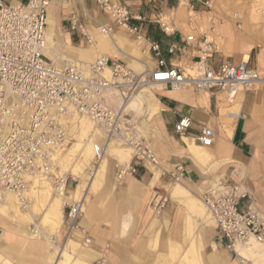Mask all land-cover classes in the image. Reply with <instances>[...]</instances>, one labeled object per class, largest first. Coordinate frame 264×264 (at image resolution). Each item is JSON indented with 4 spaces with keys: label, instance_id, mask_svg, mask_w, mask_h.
Instances as JSON below:
<instances>
[{
    "label": "crops",
    "instance_id": "1",
    "mask_svg": "<svg viewBox=\"0 0 264 264\" xmlns=\"http://www.w3.org/2000/svg\"><path fill=\"white\" fill-rule=\"evenodd\" d=\"M5 1L19 5L26 0ZM76 1L62 3L53 0L56 17L52 41L59 51L81 66L89 65L98 54L122 59L130 70L137 72L136 62L130 57L127 46L136 49L132 44L139 40L113 24L96 0ZM111 1L127 7L132 17L140 18L131 24L139 27L145 42L159 46L167 66L188 68L197 57L195 42L206 37L214 44L211 64L215 70L222 64L237 66L244 63L255 70L262 81L249 91L239 92L232 105H228L221 93L195 94L187 90L170 91L161 86V90L155 92L161 108L158 125L147 127L139 122L140 134L160 158L158 181L151 186L153 169L131 160L128 163L135 166V174L127 173L118 179V167L112 159L108 160L98 191L86 193L83 199L86 210L80 218V225L90 245L86 247L77 243V240L82 242L80 235L67 239L63 227L56 233L47 230L46 239L55 253H51L43 242L22 239L11 227L9 219L14 215L10 211L4 213L0 208V264H50L49 261L60 264V250L69 240L83 249H66L72 264H99L101 260L105 264H174L173 257L181 259L188 249L190 235L194 237L196 234L201 244V257L206 253L204 264H233L232 254L220 242L217 232L206 227L186 203L172 198L175 183L163 175V171L181 165L184 178L180 183L198 199L217 177L224 184L242 181L254 206L264 212V38L260 35L259 20L248 15L253 5L239 9L240 1L248 5L253 0L182 1L185 3L184 12L179 15L175 10L181 0ZM82 5L87 15L82 11ZM239 10L243 18L235 20L233 14ZM167 15L173 29L170 33H163L157 19ZM72 16L78 20L81 29L71 27ZM170 22L165 24L170 25ZM100 25L108 26L110 34L122 36L123 43L101 39ZM188 36H193L195 42H186ZM170 48L173 54L168 53ZM142 50H146L150 60L147 61L144 55L140 61L151 63L152 53L144 46ZM234 108L236 115L230 111ZM183 117L191 120V127L180 137L174 132V125ZM202 127L209 128L214 134L212 145L206 148V157L197 156L192 149L193 145L200 146L196 137ZM74 186L69 181L65 192ZM161 203L164 206L156 214L154 208ZM246 204L243 202L241 208ZM188 218L193 229L191 234L187 230ZM194 223L198 226L196 231ZM17 228L28 239H37L31 237V229L26 232L24 224ZM54 243L58 247L53 246Z\"/></svg>",
    "mask_w": 264,
    "mask_h": 264
},
{
    "label": "built area",
    "instance_id": "2",
    "mask_svg": "<svg viewBox=\"0 0 264 264\" xmlns=\"http://www.w3.org/2000/svg\"><path fill=\"white\" fill-rule=\"evenodd\" d=\"M52 0H26L11 5L0 0V203L13 196L22 208L31 203V178L43 176L54 192H65L69 181L76 179L62 174L58 168V155L72 145L70 119H86L101 134L93 145L94 160L105 155L109 145L131 149V161L149 169H157L160 160L141 136L134 121V113H126L110 105L107 93L127 100L136 91L160 85L170 91L190 90L196 94L221 93L232 103L241 91H249L262 80L257 72L242 63L237 66L222 64L212 67L214 44L206 37L195 42L188 36L186 42H195L197 57L188 68L167 66L159 46L145 42L139 27L131 21L127 7L111 0H96L116 26L143 40L153 60L146 63L141 73L131 71L122 59L97 56L83 68L72 63L54 64L44 54L46 19ZM62 3L74 0H59ZM189 3L192 0H182ZM238 18V17H237ZM240 19V18H238ZM73 29H81L75 16L70 19ZM163 33L166 25L157 19ZM102 34H110L106 25L99 26ZM172 32V31H171ZM173 49H168L173 54ZM106 73L109 78H106ZM191 120L183 117L174 125V132L184 136ZM214 134L202 127L196 137L201 147L212 145ZM117 178L135 174L131 163L117 166ZM173 183L184 178L181 165L163 171ZM200 202L214 224V230L225 248L234 255L236 246L251 242L264 245V213L252 206L242 181L224 184L221 179L214 187L199 196ZM247 202L244 208L241 204ZM163 203L154 208L159 214ZM83 202L68 200L63 205V230L67 239L82 236V245H90L80 225ZM31 231L39 234V230ZM236 256V255H235ZM99 264H105L103 260ZM238 264H251L239 260Z\"/></svg>",
    "mask_w": 264,
    "mask_h": 264
},
{
    "label": "bare ground",
    "instance_id": "3",
    "mask_svg": "<svg viewBox=\"0 0 264 264\" xmlns=\"http://www.w3.org/2000/svg\"><path fill=\"white\" fill-rule=\"evenodd\" d=\"M183 2H185V1H183ZM183 2L181 0V2H179V5L175 10V13L178 15L180 13L184 12V4L185 3H183ZM260 2L261 3L258 4V5H260V7H259L260 9L255 8V5H253L249 8V10H248L249 14L248 15L251 16L252 18L255 17L256 19L259 20L260 35L264 38V0H261ZM53 9H54V3H52V1H51L50 5L48 7V13L49 14L47 13L48 20L46 19V22H47L46 23V29H47V25H48V29L46 31V42H45V48H44L45 56L47 58H49V60L52 61L56 65L61 64L60 62H62V63L67 62V63L76 64V65L83 67V68L87 67V65L81 66L76 61H73V60L65 57L59 51V48L53 43L52 37H53L54 33L51 32L50 25H49L50 19H52V17H53V15H52L53 11H54ZM82 11H84L85 12L84 14L87 15V10L85 9L84 5H82ZM233 16L236 18L237 17L243 18L241 10L236 11L233 14ZM168 18H169V16H166L163 19L161 18V22H162V20H165V22L168 23L169 22ZM164 25H166V27H167L166 29L168 32H170L172 30V27L170 25H167V24H164ZM98 31H99L101 39H103V40H108V39L110 40L111 39V40L119 41V42L123 43L122 42L123 41L122 36L115 35V34H107V35L102 34L100 28ZM93 45H94L93 47L96 46V44H93ZM117 45H119V44L117 43ZM127 47L129 48L128 49L129 53H130V51L131 52H133V51L137 52V50L135 48L133 49L131 46H127ZM140 55H141V57L139 56V59L133 57L132 55L130 56L136 62L135 67H136L137 73L142 72V70L144 68V64L146 63V62L140 61L142 56L145 55L147 57V61L150 60L149 57L145 54V52H142ZM96 56H100V55L97 54ZM105 76H106V78H109L108 73H106ZM160 90H161L160 85H152V86L145 87L142 90H139L138 92L133 93L127 100L118 99L119 102L121 101L120 107H118V109H120V111L124 110V112L127 109H131L132 111L139 112L140 114L144 113L145 118H147V120L151 121L152 126L154 124L158 125L159 113H160L161 108L155 99V92L160 91ZM187 91H190V90H187ZM233 103H234V101L232 103H228V105H230V104L232 105ZM145 106H146V111H144ZM230 111H231V113H233L235 115L237 113L235 108L233 110H230ZM69 122L71 123L72 129L75 131L74 133H75V137H76V142L72 144L70 149L68 148L69 150H67V149L65 150V151H67L66 154L61 153V154H59V156H60V158L66 159V157L69 156L70 154L72 155V154L78 152V154L76 155V157L78 158V161L82 162L83 164H86L87 162H89L92 159V157L94 155L93 145L95 142H99L101 140V134L86 119H77L76 120L75 118H73V119H70ZM226 129H228V128H226ZM184 141L186 142V139H184ZM192 149H193L194 153L197 154V156H199V157H206L207 156L208 150L206 148L193 145ZM131 155H132V152H131V149H129V148H122V147H117V146H113V145H109V146L105 147V155L102 158H100L99 160H97V162L95 163V167L93 168L92 174L89 177H85L84 175H80L79 172H81V171H77V169L79 168L77 163H76L77 166H71L69 164L70 168L67 169L68 170L67 172L65 170L60 171V172H64V174L71 175L77 181V184L74 187V189L68 190V192L58 190L55 192L54 195H51L50 190L52 188L50 187V184L48 183V181L43 176L37 174L36 176L32 177L31 178L30 192L32 194L33 193L35 194V193L39 192V190H43V191H45V193H47V195H46L47 197H45V198L46 199L49 198L48 207L46 208V210H47L46 214H47L48 220L51 222L50 223L51 224L50 231H52L53 233H56L57 227L59 228V226H61L63 224L62 207H63L64 202H66L68 200H72V199L73 200H81L83 202V199L85 198L86 193L88 194L90 192V189L93 186L94 181L97 178L98 174L104 171V167L106 164L105 161H106L107 157L113 158L114 160L117 161V163H119V165L121 167H125L128 164V162L130 161ZM63 162H64V160H63ZM69 165H68V167H69ZM151 171L153 172V178H152L151 183H150V185L152 186L156 181H158L160 172L157 169H153ZM165 188H167V187H165ZM172 195H173L172 198L178 199L179 201L186 203L189 210H191L192 208L199 209L198 211L201 212V216L203 215V220H206L207 222H209L211 225L210 227L214 228V226L212 225L213 223L211 221V218L209 217L208 214H206L207 212L205 213V210H204L201 202L198 200V198L195 195H193L189 191V189H187V187L183 183H175L173 185ZM170 198H171V196H170ZM86 200H87V198H86ZM5 202H9L11 207L15 210V212H17L18 215L22 216L23 219L25 218L27 220V217L30 219L32 218L33 213L29 210H26L27 207L25 209L22 208L13 196H11V195L6 196L5 200L2 203H0V206L4 205ZM252 206L254 208H256L253 203H252ZM85 210H86V207L83 203L82 214H83V212H85ZM261 212H263V211H261ZM197 213H199V212H197ZM204 225H206V224H204ZM30 232H31L32 238H37L36 235L37 236L39 235L37 233L35 234V232H33V231H30ZM67 243H68L67 246H65V248L63 250H60V251H62L61 252V260L64 259V257H66V255H67L66 249L68 247L72 248L73 251H75L76 249L83 250L81 248V246L79 244H77L75 241L69 240ZM233 251H234L236 257H238L242 261H245V262H252L253 261V262H256V264H257V262L262 261L264 263V247H263V244L251 242L247 246H236ZM198 256H199V235L196 234L191 239V241L189 242L188 249L185 252V254L183 255V257L181 258L182 260H180V262H181V264L198 263ZM81 262H83V260ZM232 263L236 264L237 260L233 259Z\"/></svg>",
    "mask_w": 264,
    "mask_h": 264
},
{
    "label": "rangeland",
    "instance_id": "4",
    "mask_svg": "<svg viewBox=\"0 0 264 264\" xmlns=\"http://www.w3.org/2000/svg\"><path fill=\"white\" fill-rule=\"evenodd\" d=\"M74 2H76L77 3V1L76 0H74ZM52 3H55V2H53V0H52ZM240 3V7H239V9H242V10H244L245 9V7L247 8V6H250V5H255V8H259L260 7V5H258L259 3H261L259 0H253V2L252 1H250L249 3H248V5H247V3L246 2H239ZM55 8H56V6H55V4H54V11H55ZM260 9V8H259ZM54 11H53V17H52V19H50V23H49V25H50V29H51V32L52 33H54V24H55V17H56V15H55V13H54ZM49 14V13H48ZM164 16V15H163ZM168 16V15H167ZM232 18H234L235 20H239L238 18H235V17H232ZM47 20H48V15H47ZM168 21L170 22V19L168 18ZM164 22H165V20H164ZM163 21H162V23H164ZM47 23V22H46ZM165 23H167V22H165ZM164 23V24H165ZM170 26L172 27V29H173V26H172V22H170ZM47 29H48V25H47ZM47 29H46V31H47ZM132 44V43H131ZM132 45H135V47H136V50H137V52H135V51H133V52H131L130 51V55H132L133 57H135V58H138L139 59V56L141 57V53L143 52V50H142V48H143V46H144V42L142 41V40H139V41H136L135 43H133ZM145 52V54L147 55V53H146V50L144 51ZM148 56V55H147ZM96 57H94L91 61H89V64L90 63H92L93 61H94V59H95ZM60 63H62V62H60ZM132 71V70H131ZM143 71V70H142ZM134 72V71H133ZM135 73H137V72H135ZM141 73V72H140ZM145 88V87H144ZM143 89V88H142ZM142 89H140V90H142ZM139 91V90H138ZM138 91H136V92H138ZM196 94V93H195ZM107 97L109 98V101H110V105H112V106H114L116 109L118 108V107H120V103H121V101L119 102L118 101V99H117V95H115V93H107ZM144 111H146V106H145V110ZM126 113H129V112H132V110L131 109H127L126 111H125ZM134 112V111H133ZM135 113H137V114H134L133 116H134V121L136 122V126H137V129H138V131L140 132V124H139V122L141 121V124L142 125H144V126H147V127H149V125L150 126H152V123H151V121H149V120H147V118H145V116H144V113H142V114H140L139 112H135ZM141 118V119H140ZM76 119V118H75ZM71 124V123H70ZM93 126V125H92ZM70 130H71V133H72V137H73V141H72V143L71 144H73V143H75L76 142V137H75V131L72 129V126H70ZM152 134V131H150L149 132V135H151ZM142 136V135H141ZM143 138H144V135H143ZM145 139V138H144ZM146 140V139H145ZM72 145H69V149H70V147H71ZM67 148V150H69ZM66 152L67 151H64L63 153L64 154H66ZM78 154V152L77 153H74V154H70L69 156H67L66 157V159H63V158H60V156L58 155V168H59V172L60 171H68L67 169H69L70 168V165L71 166H77L78 165V169H77V171H81V172H79L80 173V175H84L85 177H89L91 174H92V171H93V168L95 167V163L97 162V160H94V155H93V157H92V159L89 161V162H87L86 164H83L82 162H80V161H78V158L76 157V155ZM72 157V158H71ZM71 158V159H70ZM113 160L114 161V163H115V165L116 166H119V167H121L120 165H119V163H117V161L116 160H114L113 158H111V157H107L106 158V161H105V167H104V171H105V168H106V165H107V162H108V160ZM158 159H160L159 157H158ZM62 160V161H61ZM63 160H64V162H63ZM68 160V161H67ZM70 160V161H69ZM78 161V162H77ZM75 164H73V163ZM64 163V164H63ZM72 163V164H71ZM76 163H77V165H76ZM66 164V165H65ZM70 164V165H69ZM65 165V166H64ZM68 165H69V167H68ZM64 168H63V167ZM104 171L103 172H101V173H99L98 174V176H97V178L95 179V181H94V184H93V186L91 187V189H90V192H89V194H94V193H96L97 191H98V188L100 187V185H101V182H102V178H103V173H104ZM60 173H64V172H60ZM218 179H220L219 177H217V178H215V180H214V183L212 184V186L211 187H214V185H215V183L218 181ZM49 183V182H48ZM77 184V183H76ZM76 186V185H75ZM74 186V187H75ZM243 186L246 188V186H245V184L243 183ZM50 187H51V185H50ZM74 187H73V189H74ZM52 189L50 190V193H51V195H54L55 194V192H54V190H53V187H51ZM73 189H70V190H73ZM40 192V193H39ZM39 192H37V193H31L30 192V197H31V203H30V205L26 208V210H29V211H31L32 213H33V216H32V218L30 219V218H28L27 217V221H23L24 219H23V217L22 216H20V215H18L17 214V212H15V210L11 207V205H10V203L9 202H5V204L4 205H1L0 206V208H1V210H2V212H4V213H6V211H10L13 215H14V217H12V219H9V221H10V223H11V227H12V229L13 230H15V231H17V233H19V235H20V237L22 238V239H24L25 241H34V242H43V243H45L47 246H48V248H49V250L51 251V253H55V251H54V249H53V247H51L50 245H49V241H47V239H46V236H47V230H49L50 231V227H51V222L48 220V217H47V210L45 209L46 208V206L48 205V202H49V198L48 199H46L45 197H47L46 195H47V193H45V191H43V190H39ZM37 195V196H36ZM37 197V198H36ZM199 200V199H198ZM200 201V200H199ZM252 201V200H251ZM67 202V201H66ZM64 204H65V202H64ZM203 206V205H202ZM48 207V206H47ZM204 208V207H203ZM199 209H194V208H192L190 211L192 212V213H194L197 217H200L201 219H202V221H204V224H206L205 226L206 227H210L211 225H210V223L209 222H207L206 220H203V215L201 216V212L200 211H198ZM205 210V209H204ZM14 211V212H13ZM45 211V212H44ZM62 211H63V208H62ZM44 212V219H42L41 218V214ZM197 212H199V213H197ZM205 213H206V211H205ZM207 214V213H206ZM26 220V219H25ZM188 225H187V230H188V234H191L193 231V229H192V227H191V220L188 218ZM212 221V220H211ZM212 223H213V221H212ZM19 224H24V226H26V232H27V229H32V228H36V229H38L39 230V235L37 236L36 235V237H37V239H35V240H32V239H28L27 238V235L25 234V233H21L19 230H18V228H17V226H19ZM213 226H214V224H212ZM194 231H196L197 230V228H198V226L196 225V223H194ZM60 228H62V225L61 226H59V229ZM211 228V227H210ZM57 229H58V227H57ZM211 229H214V228H211ZM50 233H53L52 231H50ZM193 238V235H190V241H191V239ZM189 241V242H190ZM77 243H80V244H82V242L81 241H79V240H77L76 241ZM53 246H57L58 247V244L57 243H54L53 244ZM263 247H264V245H263ZM226 249V248H225ZM227 250V249H226ZM227 251H229V250H227ZM201 244H200V240H199V256H200V259H199V256H198V263H194V264H204L205 263V260H206V256H205V254H204V257L202 258L201 257ZM229 253L230 254H232V259H236L237 260V263L236 264H238L239 263V258L238 257H236L231 251H229ZM51 256V255H50ZM52 256H56V254H54V255H52ZM2 257L0 256V259H1ZM66 258V259H65ZM64 260V261H63ZM70 260V257L68 256V254L66 255V257H64V259H62L61 260V262H60V264H72V262L71 261H69ZM173 263L174 264H181V262H180V260H182V259H179V257L178 258H176V257H173ZM68 261V262H67ZM50 262V264H51V261H49ZM202 262V263H201ZM251 264H256V262H250ZM264 264L262 261L260 262H257V264Z\"/></svg>",
    "mask_w": 264,
    "mask_h": 264
}]
</instances>
